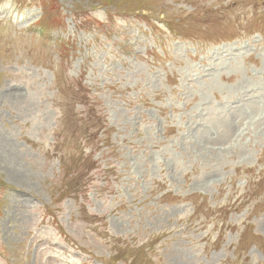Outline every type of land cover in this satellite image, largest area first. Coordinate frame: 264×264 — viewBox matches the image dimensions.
<instances>
[{"label":"rangeland","instance_id":"obj_1","mask_svg":"<svg viewBox=\"0 0 264 264\" xmlns=\"http://www.w3.org/2000/svg\"><path fill=\"white\" fill-rule=\"evenodd\" d=\"M39 1L0 0V264H264V0Z\"/></svg>","mask_w":264,"mask_h":264}]
</instances>
